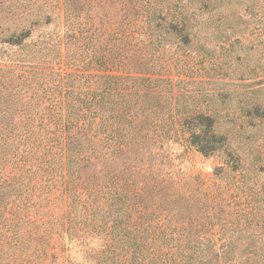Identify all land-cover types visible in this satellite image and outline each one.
<instances>
[{
    "label": "trees",
    "instance_id": "obj_1",
    "mask_svg": "<svg viewBox=\"0 0 264 264\" xmlns=\"http://www.w3.org/2000/svg\"><path fill=\"white\" fill-rule=\"evenodd\" d=\"M130 1L151 34H177L185 44L196 35L215 38L216 46L230 55L229 61H217L220 69L240 68L254 48L245 40H257L259 63L250 70L263 76L262 85L250 89L238 105L248 123L264 119V0ZM80 4L65 0L64 39L58 43L63 50L53 56L42 51L57 43H26L29 26L4 40L22 51L0 63V226L31 235L35 222L41 227L40 256L57 257L67 244L51 243L53 235L65 236L60 228L50 231L44 225L61 203L70 217L61 222L69 239L89 230L99 236L96 245L81 246L90 263L264 264V181L252 174L262 172L263 161L240 169L230 166L225 180L216 174V189L199 188L186 209L177 204L188 205L191 198L153 206L117 174L104 173L131 141L147 136L139 133L125 140L126 127H118L122 116L136 117L137 103L130 97L162 93L148 90V85L120 86L138 77L101 73L94 80L86 73L92 64L109 67L113 62L107 51L98 52L97 33L86 27ZM61 62L74 70H55L53 65ZM27 64L52 68L38 71L25 68ZM239 118L232 115L231 122ZM181 124L190 128L186 120ZM216 124L215 118L203 116L189 129L191 137L197 129L203 133L206 143L199 150L206 155L220 150L225 138ZM89 168L94 172L86 173ZM47 231L50 238L44 235Z\"/></svg>",
    "mask_w": 264,
    "mask_h": 264
},
{
    "label": "rangeland",
    "instance_id": "obj_2",
    "mask_svg": "<svg viewBox=\"0 0 264 264\" xmlns=\"http://www.w3.org/2000/svg\"><path fill=\"white\" fill-rule=\"evenodd\" d=\"M75 1L81 3L84 21L88 23L86 27L97 33L98 52L107 51L105 53L110 54L113 62L109 67L92 64L86 73L93 75L94 80L101 73L138 77L125 79L120 86L136 89L148 85V90L162 93H150L144 98L130 97L132 103L136 101L138 112L133 119L126 120L122 116L118 127H126L123 130L127 133L125 140L139 133L146 132L147 136L131 141L127 146L129 150L123 152L115 164L108 162L104 173L112 171L117 174L121 181H125L123 185L139 190L142 201L153 206L173 204L182 197L191 198L188 205L183 201L177 204L178 208L186 209L200 194L199 188L209 192L216 189V174L223 176L224 180L228 178L226 168L240 169L252 167L260 161L264 163V119L248 123L238 105L241 98H247L250 89L262 85L259 80L263 76L250 70L259 63L257 40H245L248 46L254 45L249 54L252 56L232 72L217 66L219 60L229 61L230 55L227 56L226 49L216 46L213 37L196 35L185 44L180 42L181 37L177 34L163 37L151 34L146 30L142 14L136 11L130 0ZM64 7L65 0H0V63L21 53V47L4 40L28 26L32 33L27 44L34 41L57 43L49 51H42L43 56L62 51L63 47L58 43H63L64 39ZM53 67L61 71L66 69L62 62ZM25 68L49 71L52 67L27 64ZM119 109L122 111L121 106ZM232 115L240 118L232 123ZM203 116L215 118L216 129L225 136L221 149L207 155L199 150V145L206 143L202 141L203 133L197 129L191 137L189 132L195 120ZM181 120H186L190 128L184 127ZM190 138L197 139L199 144H192ZM261 171L252 172L260 183L264 181V165ZM92 172V168L86 171ZM63 207L61 203L56 204L52 217L44 225L50 227L46 228L50 231H53L51 227L60 228L65 236L53 235L51 243L67 244L63 251L57 252V257L40 256L41 227L38 228L35 222L31 226V235L29 232L21 235V231L3 225L0 226V264H94L89 262L81 246L98 243L96 230L81 232L69 239L61 224L70 218L64 214ZM50 231L44 233L45 237L50 238Z\"/></svg>",
    "mask_w": 264,
    "mask_h": 264
}]
</instances>
